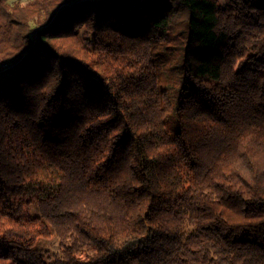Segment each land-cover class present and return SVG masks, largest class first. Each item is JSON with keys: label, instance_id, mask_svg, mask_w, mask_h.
Instances as JSON below:
<instances>
[{"label": "trees", "instance_id": "trees-1", "mask_svg": "<svg viewBox=\"0 0 264 264\" xmlns=\"http://www.w3.org/2000/svg\"><path fill=\"white\" fill-rule=\"evenodd\" d=\"M0 264H264V0H0Z\"/></svg>", "mask_w": 264, "mask_h": 264}, {"label": "rangeland", "instance_id": "rangeland-1", "mask_svg": "<svg viewBox=\"0 0 264 264\" xmlns=\"http://www.w3.org/2000/svg\"><path fill=\"white\" fill-rule=\"evenodd\" d=\"M24 2H26L27 0H23ZM221 2L224 4L226 2V0H221ZM28 211L24 213L25 217H29V216H36L38 215L39 211L36 207V205H31L28 209ZM59 238L58 236L55 234L54 230H52L51 233V237L50 238H41L38 241L37 247L39 249H44L48 251V254L50 253L51 255L54 254H60L61 252V248L59 245Z\"/></svg>", "mask_w": 264, "mask_h": 264}]
</instances>
